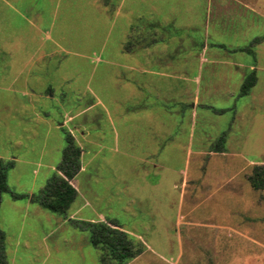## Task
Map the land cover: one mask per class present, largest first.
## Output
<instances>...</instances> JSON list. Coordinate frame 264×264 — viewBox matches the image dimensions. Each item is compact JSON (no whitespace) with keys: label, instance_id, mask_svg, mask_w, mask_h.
Returning <instances> with one entry per match:
<instances>
[{"label":"rangeland","instance_id":"rangeland-1","mask_svg":"<svg viewBox=\"0 0 264 264\" xmlns=\"http://www.w3.org/2000/svg\"><path fill=\"white\" fill-rule=\"evenodd\" d=\"M65 132L82 151L57 212L32 194ZM0 158L33 187L1 195L9 264H101L88 222L142 242L125 264H264V0H0Z\"/></svg>","mask_w":264,"mask_h":264},{"label":"trees","instance_id":"trees-1","mask_svg":"<svg viewBox=\"0 0 264 264\" xmlns=\"http://www.w3.org/2000/svg\"><path fill=\"white\" fill-rule=\"evenodd\" d=\"M256 83V75L252 70L241 83L240 95L247 94L250 87ZM73 136L65 132L66 145L62 151L57 170L47 179L40 189L36 200L41 206L57 212H65L76 197V188L71 180L80 168L81 148ZM13 166V161L3 163L0 158V202L3 192L10 191L6 182V169ZM249 176L250 184L255 189L264 188V172L261 165H255ZM12 192V191H10ZM14 198L22 197L20 194L11 193ZM115 222H88L90 231L89 240L95 248L99 249L101 264H125L128 260L140 254L143 244L127 232L117 227ZM4 233L0 229V264H8L3 252Z\"/></svg>","mask_w":264,"mask_h":264},{"label":"crops","instance_id":"crops-1","mask_svg":"<svg viewBox=\"0 0 264 264\" xmlns=\"http://www.w3.org/2000/svg\"><path fill=\"white\" fill-rule=\"evenodd\" d=\"M152 42H147V41H144V43H142V44H136L137 45V47L139 46V47H142L143 49H148V47H149V45L151 44ZM136 46H133V47H130L129 48V50H132L133 48H135ZM136 47V48H137ZM162 61V58L160 59L159 57H151V58H148V59H145V61H144V64H142V63H138V64H129V66H128V69H135V70H138V71H142V72H145V71H148V73H150L151 72V70H149L148 69V67L149 66H151V64H157V63H160ZM163 64V63H162ZM159 65V64H158ZM157 65V66H158ZM138 66V67H137ZM141 66V67H140ZM160 67H161V65H159ZM160 67H158V69L157 68H153L154 70H153V72H155L156 74H159V75H161V74H164V69H160ZM143 88H145V89H149L148 88V86H147V88H146V86L144 85L143 86ZM81 151H82V148H81ZM151 166H152V171L153 172H162V167H164V165L162 164V163H160V162H155V161H153V163H151ZM82 163H81V169H82ZM72 180H74V178L72 179ZM74 185V184H73ZM32 188L33 187H30V189L28 190V193L27 194H20L22 197H24V196H28L29 195V193L30 192H32ZM40 189H42V188H40ZM40 189H39V191H40ZM12 192H14V191H12ZM12 192H10V193H12ZM14 193H17V192H14ZM17 194H19V193H17ZM36 196L37 195H34V194H32V199H36ZM22 197H19V198H22ZM13 199H19V198H14V197H12ZM117 227H119V225H117ZM1 229V228H0ZM2 230V229H1ZM3 231V230H2ZM3 233H4V231H3ZM5 233H4V241H3V252H4V254H5V256H6V247H5ZM6 260H7V257H6ZM7 263H8V260H7ZM9 264V263H8Z\"/></svg>","mask_w":264,"mask_h":264}]
</instances>
